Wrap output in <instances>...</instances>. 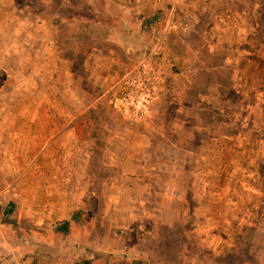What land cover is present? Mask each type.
<instances>
[{
    "label": "crops",
    "instance_id": "0c3cea01",
    "mask_svg": "<svg viewBox=\"0 0 264 264\" xmlns=\"http://www.w3.org/2000/svg\"><path fill=\"white\" fill-rule=\"evenodd\" d=\"M197 1L39 0L37 10L30 3L26 9L17 0H0V75L10 82L0 87V159L8 145L9 155H31L32 160H43L42 170L51 173L57 166L58 174L66 175L60 182L65 195L52 203L59 208L57 220L83 226L86 221L78 222L74 209L85 204L87 192L105 196L109 186L138 192L139 200L141 194L155 197L161 193L157 177L162 159H178L179 150L188 159L207 160L192 166V190L196 184V191L212 205L227 195L226 162L235 164V156H226L227 143L240 142L241 126L221 118L209 127L213 135L198 141V150L180 145L192 142L194 129L201 125L192 113L214 111L209 93L193 90L192 81L236 64L223 53L216 64L208 65L211 50L237 42L241 29L234 19L220 20L221 26L215 23L210 29L198 27L204 7ZM215 30L216 44L200 45L208 50L206 57L189 54L196 49L191 33ZM154 50L150 61L161 81L148 119L133 124L114 107L111 91L122 74ZM192 95L194 104L188 100ZM167 106L174 109L170 120L164 117ZM180 126L188 129L184 140L176 135ZM209 147L213 155L208 158ZM97 161L105 172L101 180L88 171ZM147 198L145 206L158 207ZM103 206L113 207L106 200ZM88 232L81 227L79 234ZM101 240L79 237L78 242L85 245L82 250L106 253L107 239Z\"/></svg>",
    "mask_w": 264,
    "mask_h": 264
},
{
    "label": "rangeland",
    "instance_id": "374dc122",
    "mask_svg": "<svg viewBox=\"0 0 264 264\" xmlns=\"http://www.w3.org/2000/svg\"><path fill=\"white\" fill-rule=\"evenodd\" d=\"M17 1L23 8L28 3L41 8L39 0ZM197 2L204 7L198 15V27L210 29L215 23L221 26L220 20L234 19L241 29L237 42L211 50L208 65L216 64L223 53L236 64L211 70L205 73L206 78L192 81L193 90L209 93L214 111L192 113L193 120L201 125L194 129L192 142L180 145L198 150V141L213 135L209 127L221 118L241 126L240 142L235 146L227 143L230 149L226 156H235V164L226 162L230 165L227 195L212 205L196 191V184L192 190V166H202L207 160L188 159L179 150L178 159L161 161L157 177L161 193L146 197L158 207L145 206L142 194L141 204L138 192H122L116 187L109 190V186L105 196L99 191L87 192L85 204L74 209L78 222L81 218L86 221L83 226H65L56 219L59 208L52 203L65 195L60 182L66 175L58 174L57 166L51 167V173L42 170L43 160H32L31 155H9L7 145L0 159V264H264V0ZM215 34L216 30L191 33L190 43L196 49H189V54L206 57L208 50L201 46L215 45ZM9 83L0 75V87ZM188 100L194 104L195 96ZM173 110L172 106L165 107L166 120L173 117ZM119 113L133 124L145 121ZM182 117L179 114V120ZM202 125L205 128H200ZM187 131L180 126L176 135L184 140ZM209 143L212 145L211 140ZM211 155L209 147L208 158ZM99 163L88 171L101 180L105 172ZM199 181L195 179V183ZM105 200L113 207L106 209ZM81 227L89 232L81 236ZM79 237L85 241L90 237L107 239L110 249L106 253L82 250L85 245L81 247Z\"/></svg>",
    "mask_w": 264,
    "mask_h": 264
},
{
    "label": "built area",
    "instance_id": "2783aa9c",
    "mask_svg": "<svg viewBox=\"0 0 264 264\" xmlns=\"http://www.w3.org/2000/svg\"><path fill=\"white\" fill-rule=\"evenodd\" d=\"M155 52L152 51L122 74L111 91L114 107L137 122L146 120L148 108L161 81L150 61Z\"/></svg>",
    "mask_w": 264,
    "mask_h": 264
},
{
    "label": "trees",
    "instance_id": "16d2710c",
    "mask_svg": "<svg viewBox=\"0 0 264 264\" xmlns=\"http://www.w3.org/2000/svg\"><path fill=\"white\" fill-rule=\"evenodd\" d=\"M66 226V224H64Z\"/></svg>",
    "mask_w": 264,
    "mask_h": 264
}]
</instances>
